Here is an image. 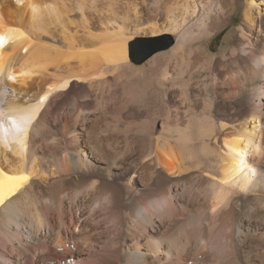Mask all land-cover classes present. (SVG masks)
I'll return each instance as SVG.
<instances>
[{"label":"bare ground","instance_id":"obj_1","mask_svg":"<svg viewBox=\"0 0 264 264\" xmlns=\"http://www.w3.org/2000/svg\"><path fill=\"white\" fill-rule=\"evenodd\" d=\"M237 3L0 0V264H264V0L210 48Z\"/></svg>","mask_w":264,"mask_h":264},{"label":"rangeland","instance_id":"obj_2","mask_svg":"<svg viewBox=\"0 0 264 264\" xmlns=\"http://www.w3.org/2000/svg\"><path fill=\"white\" fill-rule=\"evenodd\" d=\"M243 1L244 0H238V3L236 5L237 7V11L235 12V15L232 17L229 25L227 26V28H225L224 30H222L220 33H218L216 36H214V38L212 39V41L210 42V48L214 51H218L219 47L221 46L222 44V40L224 39V36L225 34L233 29L234 27L237 26L240 18H241V10H242V7H243ZM168 37V38H167ZM138 38H143L144 40H151L152 42H146V43H142L140 45H138L137 47V52L142 55L143 53L142 52H145L147 51L149 48H152V47H157V46H166L170 43V41H172V44L174 43V40L175 38L172 37V36H161V37H155L153 39H148L146 37H135L131 42H134L135 40H137ZM156 40H159L158 42H156ZM169 48V47H168ZM167 48V49H168ZM167 49H163L162 51L160 52H163V51H166ZM132 63V62H131ZM143 65L142 64H133V66H135L134 68L136 69H139L141 66ZM52 222V221H51ZM70 218L68 217V224H70ZM0 246L2 244H4L3 246H1L2 249H10L11 247V244L9 242V240L7 239L6 235H0ZM4 236V237H3ZM2 238V239H1ZM5 238V239H4ZM4 240V241H3ZM8 241V242H7ZM10 244V245H9ZM40 246V247H39ZM37 245V248H43L41 247V245ZM33 248H36V246H33ZM56 264V263H55Z\"/></svg>","mask_w":264,"mask_h":264},{"label":"water","instance_id":"obj_3","mask_svg":"<svg viewBox=\"0 0 264 264\" xmlns=\"http://www.w3.org/2000/svg\"><path fill=\"white\" fill-rule=\"evenodd\" d=\"M146 42H152L151 40H144V39H137L134 42H132L131 47H130V56H131V60L134 64H142L145 60H147L149 57H151L153 54H155L156 52L162 51L163 49H167L168 47H170L172 45V41H170V43L166 46H160V47H152L149 48L147 51L142 52L143 54L140 55L137 52V47L138 45L142 44V43H146Z\"/></svg>","mask_w":264,"mask_h":264}]
</instances>
